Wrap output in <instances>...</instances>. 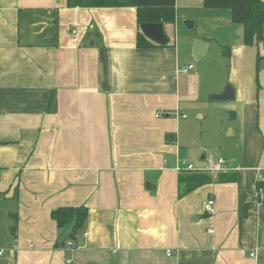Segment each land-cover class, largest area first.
<instances>
[{
    "label": "crops",
    "instance_id": "0c3cea01",
    "mask_svg": "<svg viewBox=\"0 0 264 264\" xmlns=\"http://www.w3.org/2000/svg\"><path fill=\"white\" fill-rule=\"evenodd\" d=\"M164 31L169 46L138 48L135 7L0 0V264H264L263 45L201 0H175ZM197 39L202 56L222 47L212 68L193 58ZM228 84L233 100L210 98ZM210 116L238 143L186 192L180 162L216 160L198 145ZM68 205L88 209L75 234L50 216Z\"/></svg>",
    "mask_w": 264,
    "mask_h": 264
},
{
    "label": "trees",
    "instance_id": "16d2710c",
    "mask_svg": "<svg viewBox=\"0 0 264 264\" xmlns=\"http://www.w3.org/2000/svg\"><path fill=\"white\" fill-rule=\"evenodd\" d=\"M206 8H227L230 10L231 20L243 28V42L247 45L254 42L262 43L264 48V1L263 0H201ZM68 7H123L132 6L137 10V22L173 24L175 22V0H66ZM138 48L152 46L163 47L150 41L140 30L137 36ZM169 139L171 136L166 135ZM180 182L187 186L186 192L212 181L206 171H179ZM192 172V173H191ZM183 173V175H182ZM185 173V174H184ZM256 189L259 202H264V182L257 181ZM51 219L59 229H70L76 233L83 228L88 216V209L83 206H60L50 213Z\"/></svg>",
    "mask_w": 264,
    "mask_h": 264
},
{
    "label": "rangeland",
    "instance_id": "374dc122",
    "mask_svg": "<svg viewBox=\"0 0 264 264\" xmlns=\"http://www.w3.org/2000/svg\"><path fill=\"white\" fill-rule=\"evenodd\" d=\"M181 10L182 9L180 8L179 11H181ZM208 11H210V10L202 9V11H201L202 15L206 14ZM186 20L193 21L191 19L182 20V24L185 26L186 30L187 31L188 30H195L193 27H187L185 25ZM213 28L214 27H211L210 25H205V23H204L203 26L199 28V32H202V35L206 38H209V39L212 37H214L215 39H219V37H221L222 35H225V33H226V31L222 28H218V30H216V29L213 30ZM175 36H176L175 39H176L178 47H180L181 51L184 50L185 46H184L183 41L185 38L181 34V31L176 32ZM173 37H174V34L172 33L171 34L172 40H173ZM195 41L193 42V46L195 44ZM221 50H222V47L219 48V47L212 44L206 50V52L202 56V58H198V59L195 58L193 55V51H192V55H193V58L195 60H202L203 59L202 62L205 63V68L206 67L212 68L213 64L215 63V60L221 57ZM204 72H205V69H204ZM227 72H228L227 68L224 67V69H222L220 74L225 76L227 74ZM191 81H192V79L189 82H191ZM200 84H202L203 86H206L208 84L206 75L203 74V77L201 78ZM202 112L204 115L206 114V111L202 110ZM193 114H194V112H193ZM187 115H188V113H187ZM210 118H211V116L207 119L206 122L198 121V124L200 125V129H201V137H200V141L198 142V145H199V147H201V150L205 152L206 156L211 155L214 159H217V157L219 155L225 156V153H227L228 149H235V146H237L238 141H237L235 136H231L229 134L228 130L224 131V129H221V128L216 129V127L212 124L209 126L210 120H211ZM196 131H197V135H198V129Z\"/></svg>",
    "mask_w": 264,
    "mask_h": 264
},
{
    "label": "water",
    "instance_id": "95a60500",
    "mask_svg": "<svg viewBox=\"0 0 264 264\" xmlns=\"http://www.w3.org/2000/svg\"><path fill=\"white\" fill-rule=\"evenodd\" d=\"M185 25L187 27H193V21L186 20ZM140 30L150 41L156 44L163 45L168 42V38L164 31V25L162 23H142L140 25ZM206 46H207L206 41H204L203 39H197L193 46L194 57L195 58L201 57L206 49ZM210 98L214 100H233L234 90L228 84L221 94H212L210 95ZM68 238L75 240L73 234H69Z\"/></svg>",
    "mask_w": 264,
    "mask_h": 264
},
{
    "label": "built area",
    "instance_id": "2783aa9c",
    "mask_svg": "<svg viewBox=\"0 0 264 264\" xmlns=\"http://www.w3.org/2000/svg\"><path fill=\"white\" fill-rule=\"evenodd\" d=\"M191 67L192 66L189 65L187 68L190 69ZM224 168H225V159L224 158H219L216 160L209 159L207 161L206 167L201 168V169L194 168L193 165L188 164L186 161H181L179 166H178L179 171H182V170H184V171H206V172L213 174V176H215L218 172L223 171ZM212 206H213V200L211 198H209L205 202L203 208L206 212H211ZM67 245H68L70 250H73L74 245H73L71 240L67 241ZM1 253H2V251H0V254ZM167 255H170V252H167ZM68 262H70V259H68Z\"/></svg>",
    "mask_w": 264,
    "mask_h": 264
}]
</instances>
